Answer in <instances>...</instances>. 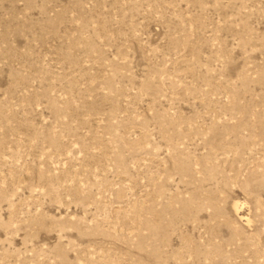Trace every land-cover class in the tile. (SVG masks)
Masks as SVG:
<instances>
[{"label": "rangeland", "instance_id": "374dc122", "mask_svg": "<svg viewBox=\"0 0 264 264\" xmlns=\"http://www.w3.org/2000/svg\"><path fill=\"white\" fill-rule=\"evenodd\" d=\"M0 264H264V0H0Z\"/></svg>", "mask_w": 264, "mask_h": 264}]
</instances>
